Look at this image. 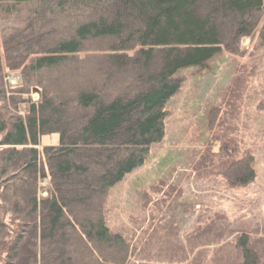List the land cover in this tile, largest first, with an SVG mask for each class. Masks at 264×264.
I'll list each match as a JSON object with an SVG mask.
<instances>
[{
    "label": "trees",
    "instance_id": "obj_1",
    "mask_svg": "<svg viewBox=\"0 0 264 264\" xmlns=\"http://www.w3.org/2000/svg\"><path fill=\"white\" fill-rule=\"evenodd\" d=\"M263 8L264 0H0L3 20L18 26L12 34L9 26L2 30L6 67L20 70L23 80L12 90L17 95L41 90L38 102L25 101L24 114L7 115L0 108L1 174L12 172L0 189V264L149 260L142 235L151 245L148 233L159 228L131 238L112 230L104 210L109 191L163 140L165 105L181 88L179 72L204 67L223 47L238 49L256 30ZM23 12L29 15L25 22ZM56 22L62 26L44 29ZM91 62L99 66L86 67ZM66 63L73 80L60 76L47 82L40 75ZM3 69L0 62V100L6 101ZM88 72L105 77L104 84L97 82L102 90L82 88ZM120 76L131 85L123 92V84L112 85ZM50 82L58 84L62 102L49 94ZM46 135H58V142L41 147ZM222 143L220 149L231 150ZM220 159L214 172L231 187L254 180L249 153ZM40 178L49 180L46 196L39 195ZM5 211L18 229L5 224ZM217 216L186 242H211L212 231L215 244L226 238L227 218ZM248 242L247 235L239 242L243 264L258 260ZM222 250L219 262L228 260ZM160 259L175 262L170 254Z\"/></svg>",
    "mask_w": 264,
    "mask_h": 264
},
{
    "label": "rangeland",
    "instance_id": "obj_2",
    "mask_svg": "<svg viewBox=\"0 0 264 264\" xmlns=\"http://www.w3.org/2000/svg\"><path fill=\"white\" fill-rule=\"evenodd\" d=\"M27 17L23 12L21 19L25 22ZM15 23L4 21L0 14V62L4 66L6 87V101L0 100V108L7 115L24 114L25 101L38 102L41 98V90L36 87L30 94H18L20 97L12 90L23 80L20 70L6 67L2 30L9 26L12 34L18 27ZM57 26L62 25L56 22L44 29ZM63 37L62 32L56 39ZM93 63L98 65L91 62L86 67ZM69 65L66 63L57 71H43L40 75L47 82L60 76L73 80ZM178 75L182 78L181 88L165 105L168 116L164 138L151 146L143 165L110 189L104 206L106 223L127 238L138 237L142 230L149 232L152 226L159 228L158 232L148 233L153 240L151 245L147 243L148 236L142 235L143 243L151 252L149 260L128 263L243 264L246 257L239 242L247 235L246 247L258 259L252 264H264V8L256 30L241 41L238 49L223 47L204 67H190ZM87 76L83 89L102 90L100 84H104L105 77L96 72H88ZM120 78L114 77L112 85L123 84L120 89L123 92L131 85L124 84L125 80ZM56 85L50 82L49 94L62 102ZM225 140L231 150L226 146L220 149ZM57 142L58 135H46L41 147ZM246 152L253 157L256 176L248 185L231 187L222 176L215 174L214 166L225 153L231 158ZM11 177L12 172L4 175L0 168V189ZM48 185V179L40 178V196L47 195ZM6 211L3 213L5 224L18 229ZM217 215L227 218L230 229L226 238L215 244L218 235L212 231L211 242L205 238L207 234L202 237L205 243L186 242L187 236L190 239L198 235ZM223 247L228 260L219 262L216 256ZM162 254L174 256L175 262L161 260Z\"/></svg>",
    "mask_w": 264,
    "mask_h": 264
}]
</instances>
